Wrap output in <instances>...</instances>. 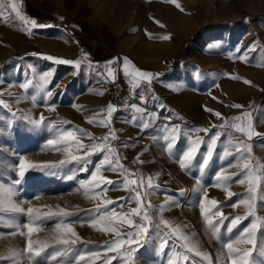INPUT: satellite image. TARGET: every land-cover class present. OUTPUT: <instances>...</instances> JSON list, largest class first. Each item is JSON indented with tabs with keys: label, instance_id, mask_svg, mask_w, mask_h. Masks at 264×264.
I'll return each instance as SVG.
<instances>
[{
	"label": "crops",
	"instance_id": "obj_1",
	"mask_svg": "<svg viewBox=\"0 0 264 264\" xmlns=\"http://www.w3.org/2000/svg\"><path fill=\"white\" fill-rule=\"evenodd\" d=\"M165 1L15 0L21 14L29 20H35L36 25L33 26L31 23L25 24L15 15L10 7L13 0H0L1 37H4L6 28L13 31L9 38L11 46L7 49L3 45L0 47V64H4L0 80L17 87L12 91L17 99L25 94L30 110L38 112L41 109L55 113L61 119L62 126L68 127V130H76L77 134L82 131L90 135L104 133L109 128L112 115L108 113L111 105L110 82L118 68L129 73L127 78L134 103H124L117 107L111 105L117 110L114 113V124L121 154H115V159L108 157L114 167L117 166V160L120 166L116 171H111L105 165V170L96 173V182L104 184L99 193L100 201H96V221L113 209L116 213H130L138 207L135 199L137 192L142 198L139 205L141 211L139 215L127 218L135 226H129L126 218L120 216L96 223V264H132V249L140 242L143 233L132 237L127 234L138 233L141 225L145 227L140 217L145 211L146 198L150 202H156L164 211L178 214L179 203L183 202L209 239L218 260H222L217 247L218 240L212 238L202 218L197 215L201 213L202 201L205 208L212 211L208 201L214 200V191L228 199L234 196V187H239L233 184L234 179L223 178L229 177L230 173L237 177L241 171H230L239 170L244 165L245 159L242 158L246 154L242 146L246 139L249 140L246 136L245 119L234 121L233 118L245 117L246 113L244 106L237 104L241 107H237L236 112L232 111L229 116L227 108L223 106L225 103L221 95L227 91L226 85L232 73H228L227 66L218 68L208 65L211 62L202 56L207 55L205 48L213 39L211 31L200 36L179 55L180 48L176 46V38L181 36L180 28L176 31L144 29L147 21H165L167 11H171L169 14L174 18V9L170 8L172 3ZM6 54L9 56L5 57ZM110 69L112 75L108 74ZM218 69L221 70L220 77L214 72ZM137 71L150 73L151 76H138ZM251 78L254 90L259 76L255 77L252 73ZM34 98L35 102H38L37 98L44 99V107L33 103ZM213 99H216L217 105L223 104L222 107L213 106ZM248 102H251V97ZM6 109L11 111L15 108L12 105ZM159 112L176 121L155 125ZM216 113L220 116L217 117ZM246 119L248 121V116ZM233 123L241 124L244 132L236 131ZM145 124L148 125L146 128ZM142 131H147V136L152 141L148 148L137 139V134ZM217 134L220 135L214 145L213 155L208 165L202 168L203 160L207 157V146ZM197 141L202 143H196ZM169 143L174 147L168 149ZM234 145H241L244 150L238 151ZM191 146L198 148V154L187 168H181L178 157ZM110 149H114L113 146ZM225 151L234 155L224 156ZM102 157L96 160L95 165ZM169 168L174 173L177 172L176 175L180 178L183 177L182 180L187 182L185 183L189 189L174 177ZM101 177L104 179L101 180ZM107 180L116 183L108 184L105 182ZM141 181L143 187H139ZM149 183L152 187H149ZM109 200L113 203L107 204ZM185 221L190 233L197 237L194 222L189 219ZM9 224L6 227L0 225V245H12L18 251L21 227L15 230L8 228ZM15 224L16 222H11V225ZM30 225L33 227V224ZM65 225L69 226L68 223H61V227ZM108 227L113 231L101 230ZM77 230L83 237V227L77 226ZM83 240L84 238L81 239ZM120 240L125 242L114 247ZM129 240L131 243H128ZM165 240L167 244L161 250L160 245ZM150 243L145 249L135 247V264H148L151 261L153 264L209 262L206 260L210 258L207 249L206 258L199 257L194 251H188L184 247L182 239L161 225L151 232ZM36 251L40 249L33 247V252ZM12 255L13 253L4 254L0 258ZM53 255L54 260L51 259ZM80 256L69 260L62 254H55L51 249L45 248L40 256H34L33 259L37 264H49L50 261L51 264H77V261L78 264H84ZM27 257L17 258L16 261L2 259L0 264H32Z\"/></svg>",
	"mask_w": 264,
	"mask_h": 264
},
{
	"label": "rangeland",
	"instance_id": "obj_2",
	"mask_svg": "<svg viewBox=\"0 0 264 264\" xmlns=\"http://www.w3.org/2000/svg\"><path fill=\"white\" fill-rule=\"evenodd\" d=\"M165 2L172 3L170 8L174 9V18L169 14L171 11H167L165 21H147L144 29L147 31L150 28H163L167 31H176L180 28L181 36L176 38V46L180 48L179 55L183 54L185 48L206 32L213 33V39L208 42L210 45L205 48L207 55L202 56L211 62L208 65L218 68L224 65V67L227 66L228 73H232L226 85L227 91L221 95L225 103L222 105L227 108L229 116L232 111L236 112L237 104L244 106L245 113L250 114L247 115L248 121L245 119L244 124L246 136L248 132H251V139H246L242 147L245 149V158L249 156L248 149L250 148L252 175L261 177L259 181H254L250 185L245 178L247 170L243 168V165L239 170H231L230 172L241 171L237 177L234 173L229 175L234 179L233 184L239 186L238 189L234 187L232 191L234 196L224 199L225 197L220 196L222 195L220 192L214 191L212 197L216 199L217 207H212V211L205 212L203 215L200 213L197 216L202 218L212 238L218 240L217 247L219 256L222 257L221 264H232L233 259L236 260V264H242L245 259L248 264H264V206H262L264 199H260L264 197V169L257 170L259 165H264V0H166ZM190 16L193 18L189 19ZM183 29H187L186 32ZM12 33L13 31L7 28L3 38L0 33V47L3 45L7 49L11 46L9 38ZM4 56L8 57L9 54ZM1 58L2 53H0ZM3 68L4 64L1 63L0 74ZM214 72L219 75L221 70ZM252 73L255 77L259 76L257 82L255 81L254 90H252L254 83L251 78ZM16 88L0 80V101H2L0 103V185H3L5 190H12V202L17 208H23L24 212L14 211L5 202L0 206V225L6 227V224L10 223L11 227H7L15 230L21 227L19 231L24 235L20 234L21 241L18 251L12 245H0V257L4 254L25 252L29 237L27 228L23 225L31 223L36 228L30 237L34 242L32 247H36L37 250L49 248L53 253L62 254L69 260L81 255L80 258L82 257L84 264H96V223L94 224L96 201H100L99 193L104 184L96 182L92 173L96 170V160L102 156H112L115 159V154H121L114 124V113L117 110L112 112L110 125L106 132L96 135H90L84 131L79 134L75 133L80 143L89 146L96 145L97 150L88 157L91 163L85 165L83 161H73L72 156H83L85 152L92 151V149L78 150L74 143L61 141L62 132L59 130H68V127L62 126L61 119L51 111L30 110L29 100L25 94L21 95V99L12 95V91ZM249 97H251L250 103L248 102ZM14 99L17 101H13ZM33 100V103L41 104L42 107L46 104L44 99L37 98L38 102H35V98ZM109 100L110 104L115 107L121 105H116L111 101L110 87ZM212 102L213 106L222 107L216 104V99ZM133 103L134 99L131 104ZM12 105L15 109L8 111L6 107ZM32 121H40V124H33ZM175 121L173 117L159 112L155 125ZM249 125H251L250 128ZM104 137L108 139L103 140ZM137 139L147 148L152 145L147 131L138 133ZM49 140L55 142L49 144ZM111 146L114 149L109 151ZM247 162L245 159L244 164ZM84 167L87 171L81 170ZM104 168L101 171L105 170ZM21 170H23V175H21ZM35 177L41 178L39 189L29 192L28 195L33 197L36 203L23 206L22 203L16 202L13 197L20 199L22 196L24 198V191L29 186L32 190L35 186ZM237 178L238 181L244 180V183L236 182ZM250 187L253 188L251 193L248 191ZM237 193L238 195H235ZM146 200L145 211L140 220L148 231L143 233L140 242L135 244V247L141 249L150 246L151 232L158 225L163 226L158 217V210L163 208L154 201L150 202L147 198ZM253 203L255 209L251 207ZM220 205L223 207L220 208ZM29 207L36 210L31 217L27 214ZM217 212L221 215H216ZM249 212L253 214L245 219ZM63 213H69V215H63ZM145 213L148 216L147 220L144 218ZM179 213H181L180 210ZM205 216L212 220L211 225ZM236 217L240 218V222L229 232L228 226L232 218ZM11 222H16L15 226L11 225ZM254 222L257 223V228L253 235L251 224ZM58 223H68V227L73 229L75 235L64 231V226L57 229ZM77 226L83 227V237L77 230ZM245 228H248L249 232L245 233L243 239H255V246L251 243H237ZM80 238L84 240L81 241ZM63 239H68L69 243H60ZM37 241L41 243L38 244ZM225 243L233 244L231 254L224 246ZM134 248L132 249L134 256L131 260L132 264H135L136 260V248L135 250ZM244 252L250 254L245 257ZM24 256L27 257L28 253Z\"/></svg>",
	"mask_w": 264,
	"mask_h": 264
},
{
	"label": "snow or ice",
	"instance_id": "obj_3",
	"mask_svg": "<svg viewBox=\"0 0 264 264\" xmlns=\"http://www.w3.org/2000/svg\"><path fill=\"white\" fill-rule=\"evenodd\" d=\"M10 7L12 9V11L15 13V15L21 20L23 21L25 24H28V23H31L33 26L36 25V22L35 20H29V18L25 15H22L21 12L19 11V5L15 2V0H13V2L10 4ZM0 15H2V13H0ZM164 38H169V37H164ZM60 63H67V61H58ZM109 75H112V70L110 69L109 70ZM125 75H129V73L125 72ZM136 75L138 76H142V77H150L151 74L150 73H146V72H140V71H137L136 72ZM45 79H47V76L44 77ZM247 83V81H245ZM50 95V93H49ZM0 103H2V101H0ZM132 107H136V105H132ZM236 107H241L239 105H236ZM113 107L111 105H109L108 107V113L109 115L113 112ZM139 111V109H137ZM217 117L220 116L219 113H216L215 114ZM247 115H250V114H246L245 117H235L233 118L234 121L235 120H243V119H246ZM90 123H92L93 121H89ZM33 124H40V121H32ZM148 125H144V127L146 128ZM224 125H221V127H223ZM233 128L236 130V131H239L241 133L244 132V127L241 125V124H235L233 123ZM251 127V125H249V128ZM62 132L61 136H60V140L61 141H68V142H71V143H74L76 145V148L78 150L80 149H88V148H91L92 151H87L84 153L83 156H78V155H73L72 156V160L73 161H83V163L86 165L88 163H91V161L88 159V157L92 154H94V152L97 150L96 149V145H84L82 143L79 142V140L76 138V135H75V131L76 130H59ZM220 134H217L216 137H213L211 139V142L208 144L207 148H208V151H207V157L204 158L203 160V164L201 165V167H206L209 163V160L211 159L212 155H213V151H214V145H216L217 143V137L219 136ZM247 138L248 139H251V132H248L247 133ZM103 140H107L108 138L107 137H104L102 138ZM55 141L53 140H49L48 143L49 144H53ZM196 143H202V141H197ZM168 149H171L174 147L173 144L169 143L167 145ZM234 147L237 148L238 151H243L244 149L241 147V145H234ZM109 151H111V149H109ZM249 151V156L247 158H242V159H247V163H245L243 165V168L245 170H247V174H246V179L248 180L249 184H253L254 181H259L261 179V177H258V176H253L252 175V169H253V165L251 163V156H250V148L248 149ZM198 154V148L195 147V146H191V147H188L183 153L182 155H180L178 157V160H179V163H180V167L181 168H187L191 163L192 161L194 160L195 156ZM230 155H234L233 153H229L227 151L224 152V156H230ZM105 165L108 166V170H111V171H116L117 170V167H119L120 165L118 164V160H117V166L114 167L112 165V161L109 160V157L108 156H104L102 160H100L99 162L96 163V170L92 173V176H93V179L95 180L96 178V172H99L101 171ZM261 169H264V165H259L258 166V169L257 170H261ZM81 170L83 171H87V168L84 167L82 168ZM21 175H23V170H21ZM131 175V174H130ZM237 175H240V174H237ZM220 178V177H218ZM104 178L101 177V180H103ZM223 179H233L232 177H224ZM106 183L108 184H114L116 183L115 181H111V180H107L105 181ZM133 183H135V181H132ZM239 183L243 184L244 183V180H239L238 181ZM139 187H143V184H142V181L139 185ZM149 187H152V185L149 183ZM250 193L253 191V188L250 187L249 190H248ZM87 194V193H86ZM229 195H231V193H229ZM12 196H13V192L11 189H7L5 190L4 189V186L3 185H0V206H2L5 202H7L11 208L14 210V211H19V212H24V209L23 208H17L15 206V204L12 202ZM123 199V198H122ZM136 199V202H137V205L138 207L137 208H134L131 210L130 213H116L115 210H110L109 213H105L104 216L100 217L99 220L95 221V223H101L102 221L104 220H111L113 217H117V216H120V217H125L126 218V222L128 223L129 226H135L133 224V221L131 219H127L128 217L132 216V215H139L140 214V211L141 209L139 208V205L140 203L142 202V198L139 194V192H137V195L135 197ZM260 199H264V197H261ZM107 204H112L113 201L109 200L106 202ZM208 203L212 206V207H217V201L215 200H209ZM123 206V205H121ZM235 207V205H233ZM264 206V205H262ZM251 207L253 209H255V204L253 203L251 205ZM200 208H201V213L202 215L206 212V211H209L210 209H206L205 208V205H204V202L202 201L201 204H200ZM36 211L35 209L29 207L27 209V214L31 217L32 213ZM216 215H221L219 212L215 213ZM253 214V212H249L246 216H245V219L248 218V216H251ZM63 215H69V213H63ZM144 218L147 220L148 219V216L147 214L145 213V216ZM205 219L207 220V222L211 225L212 224V220L209 219L207 216H205ZM259 220V218H257ZM124 221H121V223H123ZM162 223H164L165 225H167V221H161ZM240 222V218L239 217H236V218H232L231 220V223L230 225L228 226V231L231 232L232 229L234 227H236V225ZM93 224V226H94ZM23 227L27 228V235H28V239H27V246H26V249H25V252H16V253H13V255L9 258H0V260L2 259H12L13 261H16L17 258H20V257H23L25 255V253H28V254H32V255H29L27 258L29 260L32 261V264H37V262L33 259V257H38L41 255V252L43 251V248L40 250V251H36V252H33V240L30 238L31 237V234L36 230L34 227H32L30 224H25L23 225ZM57 229H60L61 228V224H57ZM65 227V230L66 232L68 233H72L73 235H75V233L73 232V229L71 227H67L66 225L64 226ZM257 228V223H252L251 224V230H252V233L254 235L255 233V230ZM101 230H105V231H113V229L111 227H108V228H102ZM148 231L147 228L143 227L142 225L140 226V230L138 233H128L127 235L129 237H132V236H138L140 233H146ZM249 232V229L248 228H245L243 230V232H241V239L237 241V243H240V242H244V243H251L255 246L256 244V240L255 239H252V240H245L243 239L245 233H248ZM21 235H24L23 232H20ZM185 240H187V237H184ZM125 241L124 240H120L114 247H119L121 244H123ZM36 243H41L39 241H37ZM60 243H63V244H68L69 243V240L68 239H63L60 241ZM72 243H75V241H72ZM128 243H131V240L128 241ZM167 244V241H163L160 245L161 247V250H163V248L166 246ZM228 250H229V253L231 254L232 251H233V244L232 243H225L224 245ZM45 247H47V245H45ZM184 247L187 248L188 251H193V247H189L187 244L184 245ZM110 250H113V249H110ZM236 251H239V250H236ZM250 253L248 252H244V256L247 257ZM45 259H48V257H45ZM51 259H55V255H53L51 257ZM82 259V257H81ZM49 264H51V261L49 262ZM77 264H78V261H77ZM232 264H236V260H232ZM242 264H248V261L245 259L242 261Z\"/></svg>",
	"mask_w": 264,
	"mask_h": 264
},
{
	"label": "bare ground",
	"instance_id": "obj_4",
	"mask_svg": "<svg viewBox=\"0 0 264 264\" xmlns=\"http://www.w3.org/2000/svg\"><path fill=\"white\" fill-rule=\"evenodd\" d=\"M169 169L171 170V168H169ZM173 171H172V173H173L174 177H176L178 180H180L183 184L186 185L187 182L185 180L184 181L182 180L183 177L180 178L179 175H176V173H177L176 170H175L176 173H174ZM40 180H41V178L40 179H37V178L34 179L35 186L32 188V190H31L30 186L26 188V190L24 191L25 192L24 198L21 196L19 199V197H16L14 195L15 196V197H13L14 200L16 202L22 203L23 206H29V205H33L34 203H36L35 199H32L33 197H30V195H28V194H29V192H34L35 190L39 189L38 185L40 184ZM36 184H37V186H36ZM186 187L188 188L187 185H186ZM35 193H33V194H35ZM178 207H179L180 212L182 213V214L180 213L182 216H180V214L175 213V212H169V211L166 212L161 208L158 210V217H159L160 221H167V225H165L164 223L161 222L163 224V226L165 227V229L169 230L171 234H174L177 237H179L180 239H182L184 241V243L187 244L189 247H193V249H194L193 251L199 257L206 258L205 257L206 256L205 255L206 254L205 249H207V251H209L210 258H209V260L208 259H206V260L211 262L212 264H221V261L219 262L217 254L215 253L213 246L210 244L209 239L206 237L205 233L201 230L200 225L194 221L192 215L188 212V210L184 206V203L183 202L179 203ZM165 208H167V207H165ZM182 217H184V219ZM185 219H189V220L194 222V224L196 225V228H197V234H198L197 237L198 238L190 233L189 226L186 223ZM184 237H187V240H185ZM159 252L161 253V251H159ZM153 261H154V258H153ZM156 263H157V261H156ZM148 264H153V262L151 261Z\"/></svg>",
	"mask_w": 264,
	"mask_h": 264
},
{
	"label": "built area",
	"instance_id": "obj_5",
	"mask_svg": "<svg viewBox=\"0 0 264 264\" xmlns=\"http://www.w3.org/2000/svg\"><path fill=\"white\" fill-rule=\"evenodd\" d=\"M110 98L114 104L131 103L133 101L127 75L118 69L110 86Z\"/></svg>",
	"mask_w": 264,
	"mask_h": 264
}]
</instances>
